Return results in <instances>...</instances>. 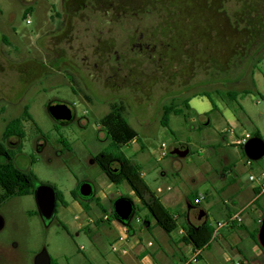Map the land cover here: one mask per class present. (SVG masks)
<instances>
[{
    "label": "rangeland",
    "instance_id": "rangeland-1",
    "mask_svg": "<svg viewBox=\"0 0 264 264\" xmlns=\"http://www.w3.org/2000/svg\"><path fill=\"white\" fill-rule=\"evenodd\" d=\"M186 1L190 27L200 35H211L214 30L217 36L213 44L220 52L221 62L213 58L210 72L224 71L217 75L209 73L208 85L201 84L205 76L199 71L188 81L175 82L171 90L167 89L169 86H155L147 95L131 91L116 95L105 89L78 61L62 57L53 63L46 50L53 47L51 35L56 29V16L60 14V0H0V142L5 125L20 117L27 107L31 120L22 122L24 138L20 141L9 138L15 165L31 172L38 184L54 187L67 204L65 207L58 203L56 214L47 227L37 213L33 195L13 197L1 204L0 264H34L35 257L43 251L54 264H106L103 260L106 255L118 257L119 252H113L111 246L113 230L107 222L98 223L97 218L110 215L112 202L121 197L131 199L134 204L130 226L134 224L132 219L141 216L142 211H135L136 202L134 196L129 195L127 185L110 184L93 162V157L109 143L98 122L109 112L112 103H118L117 96L122 97L125 105L124 119L139 139L137 144L123 147L121 151L132 163L139 165V170L145 174L144 182L157 197L160 195L156 188L166 186L172 189L170 194L179 198L193 189L202 194L209 185L200 182L196 172L204 167V161L212 168L219 163L231 165L237 182L243 186L249 185L250 173L264 169L263 161L258 160L250 170L245 166L246 156L240 147L229 145L230 141L218 134L219 128L234 118L236 137L244 133L251 136L258 129L264 142V18L253 19L242 10L241 17L236 15L238 31L234 32L202 2ZM224 1L230 14H237L238 3ZM258 1L264 4V0ZM25 2L31 5L26 6ZM58 47L61 46L55 48ZM165 90L167 93L163 92ZM228 93H234L235 99L229 100ZM203 94L217 106L212 117L190 115L184 121L173 116L170 130L161 126L163 105L178 106L193 95ZM55 104H64L71 110V121L59 123L49 115L48 107ZM203 120L210 121L208 127L202 126ZM62 140L68 147H64ZM205 143L218 146L204 148ZM161 145H164L166 158L159 157ZM140 146L143 151L132 156ZM180 147L188 148L189 154L184 158L173 157L171 153ZM203 149H206L204 153ZM192 175L197 181L195 186L189 179ZM84 182L92 185L94 195L84 201L90 210L83 211L80 207L83 213L79 214L74 204L79 205L80 199L77 196L75 200L72 194ZM212 196L220 198L216 194ZM96 197L102 199L98 202L106 210L104 213L93 199ZM207 202L203 200L201 206L205 207ZM185 204L180 201L177 211L185 208ZM167 208L174 213L173 206ZM87 219L92 222L85 224ZM260 221L258 236L264 217ZM192 222L197 223V220L193 218ZM209 223L216 227L211 218ZM157 230L165 236L159 228ZM246 233L244 239L250 244ZM114 246L118 248L117 244ZM256 246L255 249L253 245L250 248L242 245L247 260L244 264H264V248ZM233 259L236 262L238 258ZM239 259L244 260L243 257Z\"/></svg>",
    "mask_w": 264,
    "mask_h": 264
},
{
    "label": "flooded vegetation",
    "instance_id": "flooded-vegetation-1",
    "mask_svg": "<svg viewBox=\"0 0 264 264\" xmlns=\"http://www.w3.org/2000/svg\"><path fill=\"white\" fill-rule=\"evenodd\" d=\"M195 1L202 2L234 32L238 31L236 15L241 17L242 10L253 19L264 18V4L258 0H233L238 3L237 14H230L224 0ZM186 2L60 0V14L56 16V29L51 35L53 47L46 51L53 63L62 57L78 61L105 89L116 95L123 91L147 95L155 86H169L167 89L171 90L175 82L188 81L199 71L205 76L201 84L208 85L209 73L217 75L224 71L210 72L213 58L221 62L220 52L213 44L217 36L214 30L211 35H200L190 27ZM117 98L118 103L112 104L125 109L122 97ZM3 142L13 150L9 138ZM0 219L3 222L1 216Z\"/></svg>",
    "mask_w": 264,
    "mask_h": 264
},
{
    "label": "crops",
    "instance_id": "crops-1",
    "mask_svg": "<svg viewBox=\"0 0 264 264\" xmlns=\"http://www.w3.org/2000/svg\"><path fill=\"white\" fill-rule=\"evenodd\" d=\"M202 106L205 108L201 111H196V107ZM187 107H180L182 113L180 115H173L169 116L168 125L170 127L171 118L174 117H181L184 121L190 115L195 117H212L213 113L217 110V106L215 103L211 102L209 97L205 95H193L187 99ZM208 119V118H207ZM226 122L223 127L219 128L218 134L222 135L224 139L229 140L231 146L238 147L234 144L235 140V121ZM209 122L202 121L203 127H208ZM170 130V128H169ZM200 130V128H198ZM172 131V130H171ZM257 131L261 132L257 129ZM173 132V131H172ZM174 133V132H173ZM190 135H194L189 133ZM197 135V134H196ZM235 136V137H234ZM262 137V135H261ZM136 140H133L128 146L131 147L134 144H137ZM204 148H208L209 146H218V145H203ZM143 147H139L134 151V155L138 152L143 151ZM206 149L202 150L204 153ZM160 154V153H159ZM167 155L164 157L166 158ZM208 157L206 158V160ZM130 160V159H129ZM132 163V161L130 160ZM264 163V162H263ZM134 165L139 166L136 163H132ZM220 164V163H219ZM216 168H212L207 164V161H204V167L201 168L199 172H196V176L200 182L206 183L209 185V188L205 189L202 194L196 189H193L190 193L186 196H181L180 198L178 195L170 194L171 188L169 186L166 187H157L156 193L160 196L156 197L159 199L160 203L167 209L169 212V208L167 206H173V214H175L177 220V229L167 235L165 234L159 227L155 225V222L152 219L144 220L147 212L142 210V215L137 216L140 220L139 223H135L131 226L133 231L129 233L127 231V240L125 243H117L118 236H120L124 228L117 222L109 224V227L113 230L114 236L112 238V251L114 244L118 245V257H112L111 255H106L103 257V260L106 264H178L180 261L186 259L191 255L193 252V248L189 245H186L182 242V236L180 231L183 230V225H193L198 226L205 220L208 222L210 218L217 223H224L230 218H233L237 215H240L241 222L240 223H232L231 225L225 226L221 229L216 230L213 227V236L209 244L199 250V260L197 264H208L209 262H216L218 264H244L246 258L244 256V247L242 245L249 246L253 245L256 249L257 246L250 238V234L253 233L258 229V220L261 219V212H264V196L260 197L253 203L254 199V190L252 185L249 184L248 186H243L237 182V176L234 173L235 169L231 165H219ZM264 170V169H259ZM258 171V170H257ZM141 178L144 179L145 174L140 171ZM164 175L162 174V177ZM192 185L195 186L197 181L195 180L194 176L192 175L191 178ZM212 191L214 193H212ZM219 196L218 198H214L212 195ZM130 196H134V194L130 191ZM195 195L196 199L202 196L203 200H206V206H201L202 201L195 205L194 203L190 204L189 197ZM223 196V197H221ZM213 197V198H211ZM221 198H224L221 200ZM263 198V199H262ZM99 201L102 199L100 197H96ZM135 205L138 204V200L135 198ZM162 199V201H161ZM212 199V200H210ZM185 201V208L180 207V212L177 211L179 208L180 201ZM221 200V201H220ZM259 201V206L257 205ZM253 203V204H252ZM67 207V204L66 206ZM76 211L81 214L83 213L80 206L76 203L74 204ZM184 208V209H183ZM102 211V210H101ZM106 210L103 209V213ZM198 212L203 213V216L198 219ZM170 213V212H169ZM257 215V216H254ZM196 219L197 223H193L192 220ZM97 222H101L99 218H97ZM86 224V223H85ZM241 228H237V226ZM83 226L80 227L82 229ZM160 229L164 234H161ZM243 229V230H240ZM226 230V233L223 232ZM247 231V233H246ZM240 233V235H239ZM244 233V234H243ZM247 235L246 239L250 241V244L245 241L244 235ZM116 247V246H115ZM247 248V247H246ZM125 249V254H122L120 250ZM228 249V250H227ZM229 251V252H227ZM238 258L236 262H234L233 258ZM243 257V259H239Z\"/></svg>",
    "mask_w": 264,
    "mask_h": 264
},
{
    "label": "trees",
    "instance_id": "trees-1",
    "mask_svg": "<svg viewBox=\"0 0 264 264\" xmlns=\"http://www.w3.org/2000/svg\"><path fill=\"white\" fill-rule=\"evenodd\" d=\"M243 93L248 94L246 91ZM235 97L234 93L227 94L229 100L235 99ZM84 98L86 97L84 96ZM182 106L189 109L187 107V100H184L183 103L178 106H175L173 103L163 105L160 117L161 126L169 130V116L171 114L180 115L182 113L180 107ZM124 112L125 109L122 106L112 104L109 112L99 120V129L103 130L104 136L109 143L104 150L100 151L93 157V162L99 167L100 171L105 175L110 184L115 187H118L121 184H126L138 200V204L135 205V211L141 209L145 210L147 215L144 220L152 219L157 227H159L165 234L169 235L178 227L176 220L177 216L169 213L167 209L164 208L159 199L152 193L147 184L141 178L139 167L132 164L121 151L123 147L128 146L133 140L139 142L136 131L124 119ZM25 120H31L27 107L24 108L20 117L12 119L5 125L2 134V141L0 142V204L13 197L33 195L34 186L37 182L36 177L31 172H25L15 165L14 151L9 150L3 142L7 138H15L19 141L23 139L24 132L22 122ZM251 137L262 139L257 130L252 133ZM61 143L64 147H68L64 140H62ZM140 147L142 148V146ZM17 148L19 149L20 145H18ZM240 149L243 153L242 146H240ZM171 155L177 158L174 153H171ZM72 195L75 200H78L75 192ZM93 199L96 201L97 206L101 208L98 199ZM195 200H197L196 196H191L189 198L190 204L194 203ZM58 203L66 206L62 194L56 190V209ZM78 203L83 211L90 210L86 202L78 200ZM101 210L103 211L102 208ZM109 216L111 220H114L112 213H110ZM261 216L264 217V214L262 213ZM107 223L110 224V221ZM127 227L128 232L131 233L133 229L130 226V222ZM237 228L241 227L238 225ZM182 229L184 232L182 242L191 246L195 251L202 250L209 244L214 231L213 227L207 220L198 226L183 225ZM250 237L256 245L261 247L258 241L257 230L251 233ZM51 264H54L52 260Z\"/></svg>",
    "mask_w": 264,
    "mask_h": 264
},
{
    "label": "water",
    "instance_id": "water-1",
    "mask_svg": "<svg viewBox=\"0 0 264 264\" xmlns=\"http://www.w3.org/2000/svg\"><path fill=\"white\" fill-rule=\"evenodd\" d=\"M49 115L57 122H69L72 119L71 110L64 104H55L48 107ZM245 156L250 160H259L264 155V142L260 138H250L243 146ZM189 154L186 147H180L174 151L177 158H184ZM77 196L80 200L86 201L93 197V187L84 182L77 188ZM33 197L37 213L45 227L49 226L56 214V189L50 185L35 183ZM134 204L129 198H118L112 202V214L114 219L121 225L127 226L133 216ZM198 219L203 213L198 212ZM3 222L0 219V229ZM259 244L264 248V225L261 227ZM34 264H51V259L45 251L40 252L36 257Z\"/></svg>",
    "mask_w": 264,
    "mask_h": 264
},
{
    "label": "built area",
    "instance_id": "built-area-1",
    "mask_svg": "<svg viewBox=\"0 0 264 264\" xmlns=\"http://www.w3.org/2000/svg\"><path fill=\"white\" fill-rule=\"evenodd\" d=\"M27 23H28V21H27ZM250 138H252V137L248 133H244V134H242V135H240L238 137H235L234 144L236 146H238V147H240V146L243 147L245 145V143ZM163 148H164V145H161L160 154H159L160 158H164L166 156V152L164 151ZM259 160H262L264 162V155ZM256 161H258V160H256ZM256 161L255 160H250V159H248L246 157L245 166H247L250 170H253V167H254L253 163L256 162ZM256 172L257 173H255V172L254 173H250L249 176H248V183L252 185V188L254 190L253 203L256 200H258L260 197L264 196V170H258ZM202 200H203V198L200 197V198H198L197 200L194 201V204L198 205ZM99 219L102 222L110 221V224L117 222L115 219L111 220L110 216L108 214L102 215ZM132 220H134L135 223H139L140 222V220L138 218H134ZM91 222H92V220L87 219L86 224H89ZM234 222H236V223H240L241 222L240 215H237V216H235L233 218H230L229 220H227L224 223H217L215 229L216 230L221 229V228H223L225 226L231 225ZM260 223H261V221L258 220V224H260ZM121 226L124 228V231H123V233L120 236H118L117 243H125L126 240H127L128 227L127 226H123V225H121ZM180 234L184 235V232L181 230ZM113 250L114 251H118V248L114 246ZM120 251H121L122 254H125V252H126L125 249H122ZM198 257H199V251L198 250H196V251L193 250V252L191 253V255L189 257H187L186 259L180 261L178 264H197Z\"/></svg>",
    "mask_w": 264,
    "mask_h": 264
}]
</instances>
